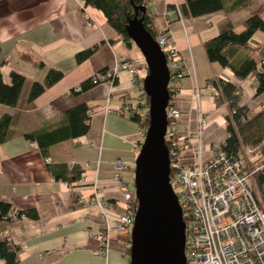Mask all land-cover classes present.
Returning <instances> with one entry per match:
<instances>
[{
    "label": "crops",
    "instance_id": "obj_1",
    "mask_svg": "<svg viewBox=\"0 0 264 264\" xmlns=\"http://www.w3.org/2000/svg\"><path fill=\"white\" fill-rule=\"evenodd\" d=\"M147 1L155 30L164 32L174 43L186 73L178 81L175 106L182 113L175 123V136L184 140L189 133L190 143L195 146L200 140L207 151L226 137L227 108L206 95L197 103L192 98L194 85L204 88L211 78L231 81L240 88L244 82L229 68L210 63L203 50V42L217 34L225 14L180 19L171 11L185 0ZM254 12L262 13L251 5L230 14L228 19L239 31ZM117 39L103 14L84 7L81 0L0 1L3 79L9 81L10 70L25 77L16 105L0 104V115L11 116L8 137L0 142V199L15 211L32 209L36 215L35 218L23 216L11 224L0 221V234L8 236L20 248L19 264H120L110 260L109 255L114 252L125 256L120 245L114 246L106 258L93 255L92 250L99 244L102 220L95 207L85 205L92 195L90 185L72 189L62 180H56L48 168L62 163L81 165L83 177L95 181L99 195L115 201L109 203V214L122 211L120 194L110 179L117 172L114 163L121 160L128 166L121 177L133 183L130 165L135 159L134 142L138 140L139 127L117 112L136 104L138 94L131 84V75L119 70L114 82L103 81L83 93H72L73 88L95 73L113 69L121 58L130 59L137 70L140 68L139 50ZM250 44L256 48V57L261 58L264 34L256 32ZM95 45L98 48L88 59L76 61L78 52ZM22 50L32 58L21 57ZM49 68L60 70L62 79L29 102L30 86L41 82ZM82 103L92 109L87 133L51 146L45 160L24 135ZM242 103L250 105L244 98ZM200 115L205 118L201 123ZM110 235L114 241L126 245L123 235L115 232Z\"/></svg>",
    "mask_w": 264,
    "mask_h": 264
},
{
    "label": "built area",
    "instance_id": "obj_2",
    "mask_svg": "<svg viewBox=\"0 0 264 264\" xmlns=\"http://www.w3.org/2000/svg\"><path fill=\"white\" fill-rule=\"evenodd\" d=\"M171 12L178 15L177 8ZM158 34L155 40L164 53L170 83L178 87V81L186 75L183 62L174 43L164 32ZM119 70L129 72L131 84L138 90L137 68L128 58L119 59L113 69L103 75L97 74L98 77L93 76L92 80L97 82L109 79ZM203 95L217 101L220 91L210 83L204 88L195 84L192 98L199 103ZM221 104L227 108L226 117L237 132V124L233 118L236 112L231 110L229 101ZM243 105H247L250 112L253 111L250 105ZM262 109L264 105L260 104V110ZM117 112L126 117H143L140 109L132 106H125ZM181 113L175 105L167 107V119L172 125L167 126L165 140L169 144L170 174L172 173L170 184L178 197L182 216L185 217L186 264H264V136L252 145L245 144L239 136L236 152L225 151V139L212 144L206 151L200 140L195 146L190 143L189 133L184 140L175 136V123ZM252 117L249 113L242 120L250 121ZM204 119L200 115L198 121L201 123ZM146 128L147 126H141L138 129V140L134 142L137 150ZM31 144L38 148L36 143ZM74 165L68 164L70 168ZM113 168L117 172L128 170V166L121 160H117ZM110 180L117 187L123 204L122 211L112 215L109 214V202L99 195L100 189L95 181L91 182L83 177L77 182L88 184L92 189V195L86 199L85 205L95 207L102 220L99 244L92 253L105 258L114 246H122L123 255L129 251L137 206L133 183L130 187L119 174H115ZM7 217L11 218L10 212ZM11 219L15 221L16 217L12 216ZM111 232L123 235L126 245L114 241Z\"/></svg>",
    "mask_w": 264,
    "mask_h": 264
},
{
    "label": "trees",
    "instance_id": "obj_3",
    "mask_svg": "<svg viewBox=\"0 0 264 264\" xmlns=\"http://www.w3.org/2000/svg\"><path fill=\"white\" fill-rule=\"evenodd\" d=\"M1 1V0H0ZM84 7H91L100 11L105 19V23L109 25L117 34L119 41L127 45H132L129 40L126 27L129 21L137 14L138 18L143 19L144 28L157 39L158 32L154 28L153 16L149 11L147 0H81ZM253 0H185L183 4L173 7L172 10L178 9V17L180 18H200L211 15L217 12H224L225 19L219 24L217 34L203 42V50L207 60L210 63H217L221 67L229 68L233 75L238 80H244L248 77H254L256 80V88L253 97L260 98V104L264 105V55L260 61L256 59V48L250 44V40L256 32L264 34V17L261 12H254L247 18L242 26V29L236 31L231 24L228 16L237 10L246 8L252 5ZM140 8L136 10L137 8ZM145 9L143 13L142 9ZM171 8V7H170ZM176 13V12H175ZM98 48L95 45L89 49L78 52L75 59L81 63L88 59L94 51ZM1 53V45H0ZM23 58H32V55L24 50L20 52ZM2 63L0 62V104L7 107H14L18 101L19 95L25 83L23 74L16 70L8 72L9 82H5L2 73ZM146 76V67H143ZM108 70H102L97 74H106ZM145 76L136 73V84L138 86L136 104L132 107L140 109L143 117L131 115L129 118L140 126H147L148 119V97L142 91V80ZM63 73L55 68H49L44 79L41 82H33L30 86L27 100L33 101L39 97L47 88L61 80ZM92 77L82 81L77 87L72 89V93L77 95L83 93L96 84L103 81H115L117 76L112 75L111 78L105 80H98L94 82ZM209 83L220 91V97L217 99L218 103L223 101L230 102L231 110L236 113L233 118L237 124V132L232 127L230 119L226 117V138L225 151L236 152L238 150L239 140L241 136L245 144H255L262 136H264V109L257 112L252 111L247 105L242 104L243 95L241 88L231 81H226L221 78L215 81L213 78L208 80ZM178 88L174 87L172 83L168 86V93L170 102L168 106L176 105ZM134 99V100H135ZM145 109V111H143ZM252 114L250 121L244 122L242 120L247 114ZM92 109L86 104L76 105L52 121L45 122L39 129L24 135L25 139L36 143L42 156L47 159L48 149L58 143L75 140L84 136L89 129L90 115ZM11 116L9 114L0 115V142H4L8 137V130L10 126ZM172 123L168 121L167 126ZM169 147L168 142H166ZM50 172L56 180H62L69 187L75 189L84 184H77L83 178L84 169L81 165L75 164L69 167L68 164L62 163L48 166ZM172 178V173L170 174ZM86 185V184H85ZM88 185V184H87ZM110 204H115V201L108 200ZM20 219L21 217L35 218L36 215L32 209L15 211L11 205L0 199V221L11 224L14 222L8 213ZM185 220V217H183ZM20 248L8 236L0 234V264H19ZM128 256V251L125 253Z\"/></svg>",
    "mask_w": 264,
    "mask_h": 264
},
{
    "label": "water",
    "instance_id": "obj_4",
    "mask_svg": "<svg viewBox=\"0 0 264 264\" xmlns=\"http://www.w3.org/2000/svg\"><path fill=\"white\" fill-rule=\"evenodd\" d=\"M142 11L146 12L144 8ZM126 33L144 59L147 74L142 80V91L149 100V122L134 162L137 206L130 234L129 264H186V225L170 184L165 140L170 73L164 53L144 28L142 17L136 14L127 24Z\"/></svg>",
    "mask_w": 264,
    "mask_h": 264
},
{
    "label": "rangeland",
    "instance_id": "obj_5",
    "mask_svg": "<svg viewBox=\"0 0 264 264\" xmlns=\"http://www.w3.org/2000/svg\"><path fill=\"white\" fill-rule=\"evenodd\" d=\"M252 6H254L258 10L262 11V14H263V17H264V3L263 2L257 1V0H253ZM256 59H257V61H260V58L256 57ZM144 66H145V62H144V59H143L142 55L140 54V68L138 69V73L141 76H145L144 70H143ZM255 88H256V80H255L254 77L253 78L252 77H248V78L244 79V82L241 84V93L243 95V98L250 103V106L253 108V111L257 112V111L260 110V98H254L253 97L254 92H255ZM143 111H145V109H143ZM138 127L140 128L141 126L138 125ZM195 142H196V139L193 138L192 139V143L195 144ZM138 153H139V149L135 151V159H136ZM135 159H134V162H135ZM134 162H133V164L130 165L131 166L130 167V171H131V174H132V179L134 178ZM124 164H126V163H124ZM123 172H126V171L116 172V174H119L121 176V174ZM123 180L126 181L129 184L130 187L132 186V182L131 181H127L124 178H123ZM100 196H102V195L100 194ZM109 256H110V260H112L114 262H117V263H120V264H129V256L121 257L118 253L114 254V252L111 253Z\"/></svg>",
    "mask_w": 264,
    "mask_h": 264
}]
</instances>
